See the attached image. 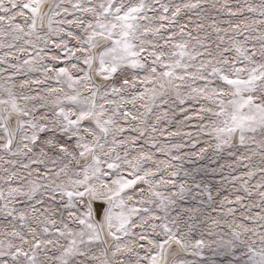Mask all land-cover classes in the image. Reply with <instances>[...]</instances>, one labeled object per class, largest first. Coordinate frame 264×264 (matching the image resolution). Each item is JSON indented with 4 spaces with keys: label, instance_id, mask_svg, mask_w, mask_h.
<instances>
[{
    "label": "snow or ice",
    "instance_id": "snow-or-ice-1",
    "mask_svg": "<svg viewBox=\"0 0 264 264\" xmlns=\"http://www.w3.org/2000/svg\"><path fill=\"white\" fill-rule=\"evenodd\" d=\"M0 264H264V0H0Z\"/></svg>",
    "mask_w": 264,
    "mask_h": 264
}]
</instances>
